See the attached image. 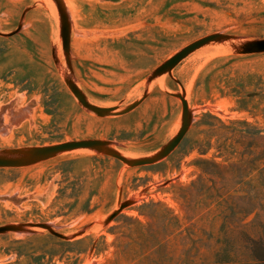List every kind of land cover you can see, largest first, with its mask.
Here are the masks:
<instances>
[{"label": "rangeland", "instance_id": "374dc122", "mask_svg": "<svg viewBox=\"0 0 264 264\" xmlns=\"http://www.w3.org/2000/svg\"><path fill=\"white\" fill-rule=\"evenodd\" d=\"M215 33L229 38L150 79ZM258 39L264 0H0V153L103 139L149 157L181 129L174 94L192 111L183 141L154 164L81 148L0 167V226L46 223L68 237L0 233V264H264V52L236 49ZM68 78L93 105L138 106L99 116Z\"/></svg>", "mask_w": 264, "mask_h": 264}, {"label": "water", "instance_id": "95a60500", "mask_svg": "<svg viewBox=\"0 0 264 264\" xmlns=\"http://www.w3.org/2000/svg\"><path fill=\"white\" fill-rule=\"evenodd\" d=\"M22 26L20 25L18 29L11 33L15 34L19 30H21ZM61 37L63 40V48L65 53L68 56L71 51V25L65 13H62L61 17ZM228 35H224L221 33H215L212 35H208L204 38L196 40L174 55H172L169 59L163 62L160 66H158L150 79H153L157 76H160L166 72L172 71V69L177 66L184 58H186L190 53L195 51L196 49L208 44L212 41H219L221 39H228ZM237 51L240 53L248 54V53H258L264 52V39H258L254 41H247L242 43L241 45L236 47ZM68 86L79 101V103L85 107L86 109L93 111L99 116L105 115H123L126 114L138 106V102L133 103L132 105L122 109L121 111H116L118 107H101L97 105L91 104L85 94L81 91V89L69 78L67 79ZM178 97L182 102V126L179 132L175 137H173L167 144H165L155 155L149 157H143L139 159H128L125 156L121 155L115 148L110 146V141L103 139H82V140H72L61 142L52 145L45 146H36L29 148H19V149H10L0 153V167H19L25 166L29 164H33L42 160H46L54 157L55 155L72 151L81 148H90L95 149L99 152H103L109 156L117 158L118 160L123 161L131 166H141V165H150L157 163L166 157H168L183 141L185 138L191 123H192V111L189 108V103L185 96L181 93L174 94ZM116 214H113L111 217H115ZM39 226L45 229H48L52 235L58 237L60 239H68V237L56 230H54L49 224L39 223L36 225L32 224H10L5 226H0V233H6L9 231L14 232H31L30 227Z\"/></svg>", "mask_w": 264, "mask_h": 264}, {"label": "trees", "instance_id": "16d2710c", "mask_svg": "<svg viewBox=\"0 0 264 264\" xmlns=\"http://www.w3.org/2000/svg\"><path fill=\"white\" fill-rule=\"evenodd\" d=\"M257 135H259L260 137H262V131L261 130H258V133H256Z\"/></svg>", "mask_w": 264, "mask_h": 264}, {"label": "bare ground", "instance_id": "6f19581e", "mask_svg": "<svg viewBox=\"0 0 264 264\" xmlns=\"http://www.w3.org/2000/svg\"><path fill=\"white\" fill-rule=\"evenodd\" d=\"M61 38H62V37H61ZM62 42H63V40H62ZM63 49H64V48H63ZM117 109H119V108H117ZM116 111H118V110H116ZM119 111H121V110H119ZM179 126H180V125H179ZM179 126H178V127H179ZM111 144H113V143H112V142H110V146H111Z\"/></svg>", "mask_w": 264, "mask_h": 264}]
</instances>
